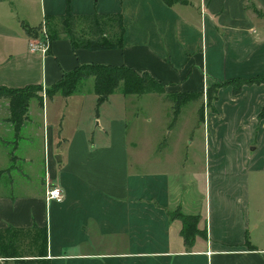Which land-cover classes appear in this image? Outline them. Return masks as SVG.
<instances>
[{
  "label": "crops",
  "instance_id": "0c3cea01",
  "mask_svg": "<svg viewBox=\"0 0 264 264\" xmlns=\"http://www.w3.org/2000/svg\"><path fill=\"white\" fill-rule=\"evenodd\" d=\"M171 1L0 0V87L49 89L65 73L94 64L128 66L180 94L264 77V0ZM68 9L76 16L120 14L123 48L74 50L62 37L46 53H30L26 28ZM93 87L89 78L80 93L32 100L44 125L55 114V130L43 129L40 184L18 193L0 187V229L46 228L41 264H264V118L257 117L264 83L244 85L237 95L219 88L212 105H203V152L192 150V136L181 155L166 109L158 106L163 127L154 132L151 109L141 119L143 111L130 107L139 96L116 90L96 107ZM72 98L74 125L64 131L60 114ZM58 99L61 106L48 108ZM7 119H0V136L14 132ZM8 159L0 154V171ZM46 185L64 199L46 200ZM176 212L199 218L188 246L183 223L171 218Z\"/></svg>",
  "mask_w": 264,
  "mask_h": 264
},
{
  "label": "trees",
  "instance_id": "16d2710c",
  "mask_svg": "<svg viewBox=\"0 0 264 264\" xmlns=\"http://www.w3.org/2000/svg\"><path fill=\"white\" fill-rule=\"evenodd\" d=\"M166 1L172 2L171 0ZM68 2L69 0H67V4ZM40 28L47 35L49 43L66 37L74 50L94 51L123 48L122 43L125 32L123 17L120 14L93 13L76 16L68 9L62 16L45 17ZM29 30L30 28L27 27L28 34H30ZM89 78L94 79L93 92L97 96L96 107L105 102L116 90H120L124 96L165 93V85L155 78L153 79L147 73L137 74L125 65L105 66L100 64L81 65L79 68L65 73L62 80L53 85V89L56 92L60 91L64 97H68ZM234 81H239L241 85H258L264 83V77L258 76L249 80L232 79L224 83L216 82L213 86L207 88V102L211 103L215 99L212 91L216 92L219 88L231 85ZM35 87L41 88L39 86ZM35 87H27L21 90L0 87V100H9L10 116L7 121L12 126L13 124L16 125V128L14 127L16 138H18L23 123L28 120L29 104L35 99L34 96L25 93V91ZM39 102L42 104V99ZM181 106L175 107L176 115L180 113ZM203 114L204 111L201 109L198 113L199 123L204 121ZM176 115L174 121L177 120ZM257 117L258 119L264 118V107ZM171 218H178L183 223L181 237L185 245L188 246L194 237L199 234L197 229L199 218L197 216H183L180 212L173 213ZM47 243L46 228L32 225L30 228L25 229L13 227L0 229V258L4 261L14 259L15 264H41V258L45 257L47 253ZM246 243L248 244V241Z\"/></svg>",
  "mask_w": 264,
  "mask_h": 264
},
{
  "label": "rangeland",
  "instance_id": "374dc122",
  "mask_svg": "<svg viewBox=\"0 0 264 264\" xmlns=\"http://www.w3.org/2000/svg\"><path fill=\"white\" fill-rule=\"evenodd\" d=\"M29 32L33 37L31 40L32 42H39L41 39H45L44 31L40 27L34 30L30 29ZM228 86L232 88L233 94L237 95L239 93L235 92H239L244 85H241L239 81H234ZM85 89L86 81L82 83L74 93H80V90L84 91ZM218 90H216V92L212 91L213 97L215 96L216 98ZM54 91L53 86L49 89L35 87L27 89L25 93L34 96V100L37 99L39 101L42 99L43 101L44 99H48L50 97L53 98L55 95H62L60 91ZM73 98L71 99L72 101L70 105L63 111L61 110L60 118H63L62 124L63 127H65L64 131L74 125V100L76 99ZM139 98V103L136 105H130V107H137L138 112L143 111L141 115L139 114L141 119L142 117L146 118L149 116V113H145V111L148 112L145 108L148 107L151 109V117L154 119L156 118L157 120V122H155V126L153 127L154 132H159L160 127H163V120L159 119V113L157 110L158 106L162 107L159 109V112L160 110L162 111L166 109V114L163 113V115L166 116L165 121L167 122V132L170 131V127H173L175 154L181 155L187 151V149H184L183 147H186L187 145L185 142L186 139L190 140L192 136L195 137V143L192 150L194 149L196 152H203L204 133L201 124L202 122H198V113L201 109L204 111L203 105L204 107L205 105L207 106V104L212 105V102H207L206 91L199 94L187 93L183 95L170 90H165L164 94H144L139 96ZM92 101V95L86 96L83 103V107H85L86 111H88V106ZM8 103V99L0 100V119L10 116ZM179 105H182L181 110L179 111L180 113L176 115L174 109ZM47 106L50 109H54L55 107L61 106V101L58 99L57 102H53L51 105L49 104ZM141 108L144 109L141 110ZM105 110L106 109H103V112H105ZM109 110L110 109H108V111ZM54 115V113H50L49 120L47 123L45 122L46 124L44 125V123H42V110L38 107V102L31 101L29 112L27 114L28 120L23 123L24 125L18 134V138H16V135L12 130H7V132L4 133V136H0V154L5 153L9 158L3 167L7 170L0 171V187H3L6 192L18 193V191L23 190L24 187L35 188L40 184V177L43 176L41 167L44 160L42 138L43 129L47 130L48 126H50V128L52 127V129L55 130ZM175 115L177 116L176 121H174ZM12 127L14 129V127L16 128V125L13 124ZM53 146L55 145L53 144Z\"/></svg>",
  "mask_w": 264,
  "mask_h": 264
},
{
  "label": "built area",
  "instance_id": "2783aa9c",
  "mask_svg": "<svg viewBox=\"0 0 264 264\" xmlns=\"http://www.w3.org/2000/svg\"><path fill=\"white\" fill-rule=\"evenodd\" d=\"M48 46H49V41L47 38V35L45 34V39H41L39 42H29L28 44V49L30 51V53H34V52H42V53H46L48 51ZM46 200L48 201H57V202H61L64 197L63 194L61 192V190L57 187H51L49 185H46L45 188V193H44Z\"/></svg>",
  "mask_w": 264,
  "mask_h": 264
},
{
  "label": "water",
  "instance_id": "95a60500",
  "mask_svg": "<svg viewBox=\"0 0 264 264\" xmlns=\"http://www.w3.org/2000/svg\"><path fill=\"white\" fill-rule=\"evenodd\" d=\"M60 159H61L60 157L57 158L58 161H60Z\"/></svg>",
  "mask_w": 264,
  "mask_h": 264
}]
</instances>
